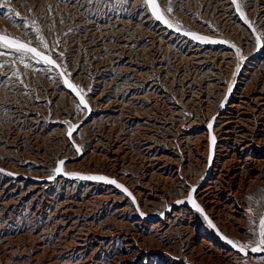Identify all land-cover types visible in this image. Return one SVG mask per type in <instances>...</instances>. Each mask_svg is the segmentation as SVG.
<instances>
[{"label": "rangeland", "instance_id": "1", "mask_svg": "<svg viewBox=\"0 0 264 264\" xmlns=\"http://www.w3.org/2000/svg\"><path fill=\"white\" fill-rule=\"evenodd\" d=\"M158 2L180 32L144 0L0 8V32L60 65L0 55V264H264L222 241L255 247L264 217V0Z\"/></svg>", "mask_w": 264, "mask_h": 264}, {"label": "snow or ice", "instance_id": "2", "mask_svg": "<svg viewBox=\"0 0 264 264\" xmlns=\"http://www.w3.org/2000/svg\"><path fill=\"white\" fill-rule=\"evenodd\" d=\"M124 3H126V0H114L115 6H120V5H123ZM144 7L155 20L162 22L168 28H174L177 32L181 31V28L176 23H173V21H171L166 14V13L172 12V7L170 5V2H169V7L166 10L162 9L160 7L158 0H144ZM237 7H239V5ZM0 8L6 9V13L9 16V18H13L14 16L20 17V15H21L19 12H15L14 9H12L9 6V4L7 3V0H0ZM21 19L27 20V18H24V17H21ZM31 27H33L38 34L40 33V31H41L40 27L35 21H31ZM184 35L190 36L193 40L200 41L203 43H228L227 41L212 40L209 37L202 36V35L192 33V32H185ZM39 40L42 43L43 47L45 49H47L48 43H47V41H45L43 39L42 35L39 36ZM233 47H234V45H233ZM11 52L19 54L20 62H22V63L24 62V58L28 57L31 60L36 61L37 63H43L45 65L50 66L49 70L60 68V65H58L56 60H54L52 58L50 51H49V54H45V52H42L35 47H32L30 42H24L19 38H16V37L7 35L6 33L0 32V55H7ZM60 55L62 56L63 53H60ZM14 74L19 75L18 72H15ZM59 74L64 77V84L69 89L74 91L76 93V95L79 97L80 105L87 108V101L85 99V94L83 93V90L78 89V86L73 84L67 78V76H65V73L63 70H61L59 72ZM229 91H231V88H229ZM221 106H223V105H221ZM65 123H69V122L66 121ZM76 127H77L76 125L69 124V130L67 133L69 137L72 136V132L75 130ZM208 128L209 129L212 128L211 123L208 124ZM212 143L213 144L215 143V137L214 136L212 137ZM76 148H77V151H80V147L78 145L76 146ZM63 164H64L63 160L59 161L60 167L56 168L54 171L57 173L62 172L63 171V167H62ZM3 171H4L3 169H0V172H3ZM64 174L76 176L79 179H83V180H93V181H99V182H104L107 184L115 185L117 188L122 189L129 197H132V193L129 192L127 188H125L122 184H119L115 179L109 178L107 176L83 175L80 173H64ZM9 175H13V174L9 173ZM193 192H195V187H193ZM132 199L134 200L135 198L132 197ZM188 199L194 208H196L200 212H203V209L192 198L191 195L188 197ZM249 199H251V197H249ZM177 203H182V201H178ZM251 211L252 210L249 209V213H251ZM141 215H144V213H141ZM206 219H207V217H206ZM209 224L212 227H215V225L211 224L210 220H209ZM252 231H255V230H252ZM223 239L227 243L233 245V247L238 248V250L240 252L245 253V254H246L247 248H250L251 251H253V252H264V217H261V219H260L259 233H258V238L255 241V244H256L255 247L251 246L253 242H249V244H247V245H242L239 242L232 241L228 237H223Z\"/></svg>", "mask_w": 264, "mask_h": 264}, {"label": "bare ground", "instance_id": "3", "mask_svg": "<svg viewBox=\"0 0 264 264\" xmlns=\"http://www.w3.org/2000/svg\"><path fill=\"white\" fill-rule=\"evenodd\" d=\"M233 86V85H232ZM254 97V96H253ZM261 98V97H260ZM263 98V97H262ZM251 100V99H250ZM243 101H245V100H242V102ZM257 101V100H256ZM259 101V100H258ZM251 102V101H250ZM263 102V101H262ZM264 103V102H263ZM241 104V103H240ZM259 104H261V102L259 103ZM237 105V104H236ZM231 106H232V103H231ZM234 106V105H233ZM241 106V105H240ZM239 107V106H238ZM233 108V107H232ZM237 108V107H236ZM241 108H242V106H241ZM258 108V107H257ZM237 109H239V108H237ZM263 109V108H262ZM240 110V109H239ZM237 111V110H236ZM234 116V115H233ZM232 118V117H231ZM233 119V118H232ZM236 121V120H235ZM195 122V121H194ZM230 122V121H229ZM225 123V122H224ZM233 123V122H232ZM229 124V123H228ZM227 125V124H226ZM223 128H225V127H223ZM212 129V128H211ZM215 129V128H214ZM243 129V128H242ZM215 131V130H214ZM227 132V130H225V133ZM235 132V131H234ZM243 132V131H242ZM245 132V131H244ZM227 134H228V132H227ZM239 135V134H238ZM165 157V156H164ZM169 158V157H168ZM163 161V160H162ZM211 165V164H210ZM208 176V175H207ZM114 179V178H113ZM119 183V182H118ZM209 184H210V182L208 183H206V184H203V187H205V193H206V195H205V197L206 198H210V196H209V193H210V191H211V187L209 186ZM115 186V185H114ZM116 187V186H115ZM200 187H202V186H200ZM198 190V189H197ZM196 191V190H195ZM203 192V191H202ZM209 192V193H208ZM109 195V194H108ZM195 195V194H194ZM203 195V196H204ZM96 196V195H95ZM197 196V195H196ZM202 196V197H203ZM77 204V203H76ZM63 205H64V203H63ZM67 207V206H66ZM68 209V208H67ZM169 211V210H168ZM64 217V216H63ZM147 219H150V218H147ZM69 230H70V228H69ZM84 234V233H83ZM80 240V239H79ZM224 239H222V241H223ZM79 242V241H78ZM81 244H82V242H81ZM82 246V245H81ZM84 246V245H83ZM227 246H229V245H227Z\"/></svg>", "mask_w": 264, "mask_h": 264}]
</instances>
